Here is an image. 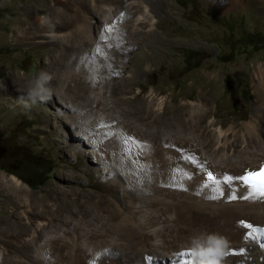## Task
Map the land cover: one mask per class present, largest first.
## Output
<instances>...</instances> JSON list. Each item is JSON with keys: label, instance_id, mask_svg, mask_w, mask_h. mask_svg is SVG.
<instances>
[{"label": "rangeland", "instance_id": "1", "mask_svg": "<svg viewBox=\"0 0 264 264\" xmlns=\"http://www.w3.org/2000/svg\"><path fill=\"white\" fill-rule=\"evenodd\" d=\"M116 1L0 0L2 264H68L70 248V253L73 250L79 252L82 249L80 242L87 240V234L102 233L107 228L106 222L100 225L94 219L108 214L103 207L112 203L109 208L124 210L126 206L122 200L111 197L110 189L103 186L104 180H116L108 171L113 164L106 165L102 158L95 157L98 152L104 156L102 150L106 144L96 142L95 148L82 145L77 137L80 127L65 123V117L69 115L71 119L72 114L88 120L86 113L63 108L55 87L50 84H47L49 93L43 101L33 104L25 96L29 81L40 72L51 70L49 64L57 57L56 50L64 47L62 45L70 34L73 35L77 25L88 24V19L84 22L83 16L95 24L97 15L107 12L102 9L103 4L112 5L116 11H131V19L147 16L146 21L138 25L139 20L131 21L123 31L125 33L116 31L112 41L100 37L97 32L94 37L89 24V28L83 27L85 34L93 33L92 40L84 47V56L92 53L91 44L94 42L93 45L107 43L111 47L114 43H121L122 37H131L129 45L133 50L123 56L122 72L118 74L125 79L127 89L132 90L130 94L138 93V99H147L153 108L165 111V151L172 150L174 154L165 158L163 166H157L156 170L162 173L149 171L146 178L139 181L142 186L154 187L158 175L163 176L165 191L144 190L131 194L144 210L148 213L152 210L149 216L157 222L153 225V232L165 231L160 237L165 236L166 231L181 236L177 227L189 228L190 215L184 220L181 214L195 206L187 200L186 193L191 194L192 184L212 185L207 179L208 172L218 178L214 190H219L226 185H240L236 179L224 183V176L233 177L244 170L256 172L264 165V0H234L232 7L223 12L216 7L221 0H138L140 4L136 0L117 1L119 4ZM127 2L132 3L128 5ZM145 2L147 10H143ZM75 15L79 19L73 21ZM63 19L70 20L65 23ZM134 25L138 28H132ZM132 29L133 35H130ZM142 38L146 39L148 47L141 43ZM253 78L257 86L252 85ZM154 117L155 112L150 125ZM244 122L250 123L254 134L246 133ZM140 124L144 128L148 125L142 121ZM150 125L147 132L153 130L154 125ZM87 130L88 138L97 137L95 132ZM220 130L224 133L220 134ZM225 138L227 142H224ZM151 141L155 142V139ZM151 159L148 162L155 165V160ZM149 163L142 164L145 171ZM13 184L22 188L18 200L13 197L16 193ZM121 192L120 188L119 193H124ZM242 194L248 196L249 190L245 189ZM155 200L157 202L153 203ZM255 202L259 204L256 198L244 203ZM72 209L77 212L72 214ZM172 209H176V213ZM116 217L111 222L121 221V216ZM159 225H163L164 230ZM133 231L135 235L139 232L138 229ZM68 237L75 240H68ZM117 238L122 242L121 237ZM133 239L135 248L140 247V238ZM263 245L264 242L255 245L251 255L239 264H264ZM36 247L40 248L38 253ZM62 250L66 252L62 253ZM101 251L95 258L90 254L86 259L88 262L84 260L81 264H97L101 260ZM245 253L242 248L238 250L239 255ZM123 257L116 260H121V264L140 260ZM180 261L201 264L192 257L182 259L178 254L176 259H167L164 263L177 264Z\"/></svg>", "mask_w": 264, "mask_h": 264}, {"label": "bare ground", "instance_id": "2", "mask_svg": "<svg viewBox=\"0 0 264 264\" xmlns=\"http://www.w3.org/2000/svg\"><path fill=\"white\" fill-rule=\"evenodd\" d=\"M117 1L120 3L124 2V0ZM136 1L139 4L141 3L138 0ZM131 3L132 2H127L128 5ZM233 3L234 0H221L217 3L216 7L218 11L223 12L232 7ZM111 6L112 5L108 4H103L101 6L102 9L107 12L104 13L103 11L101 15H97L98 18L96 19L98 20L95 21L96 25L93 24V22L91 23L90 20L92 19L87 16H83L84 22L86 21V19H88V24L90 25V27H92L94 37L97 32L99 33V35H101L100 37H104L106 40L112 41L114 40V33L116 31L123 32L125 30V27H127V25H129L131 21L139 20L137 22V25L139 24V22L141 23L146 21V15L137 17L136 19H131V16H133L131 11H122L121 9L116 11V9ZM142 6L144 8L143 10H147L148 6L146 2L142 4ZM92 13L95 14L96 12ZM76 19H79L77 15L73 17V21ZM67 20L70 19H63L65 23L67 22ZM88 24L77 25V27L74 29L73 35L70 34L67 37V42L65 44H63L62 42L60 43L63 44L62 46L64 47H61L60 50H56L55 53L57 57H54L49 64L51 70L47 73L50 77L48 84L55 87V93L58 95V99L60 100L59 103L63 108H66V110L68 111L77 110L86 113L85 116L88 120H86L85 118L84 120L81 114V116H76L73 114L70 115V118L72 120L68 118L69 115L68 117H65L66 125L71 127H80V133L77 135V137L82 141V145L86 144L93 148L96 147L97 143L106 144L107 147L111 145L108 150L107 147L102 150L104 152V156L100 155L98 152L96 153L95 157L98 159L102 158L103 161L107 162L106 165L113 164L110 168H108V171L110 176L113 179L116 178V180H113L112 182L104 180L105 183L103 184V186L106 187V189H110L109 195L111 197H114L120 201L122 200V202H124L126 206L123 205L124 210H120L119 207L109 208L112 203L109 204L107 202L109 205L107 206V208H105V206L103 208L105 211H108V214L100 215L99 219L94 218L95 220H98V224L100 225H103L106 222L105 228H107L104 230L101 229L103 231L102 233L101 231H99L101 234H87V240L85 242L81 240L83 242H80V246L82 249H79V252L74 253L73 250V252L70 253L72 249L70 248V251L67 253V257H69L67 260L68 264H81L84 260L88 259V256H90V254L92 258H95L97 256V253L98 255L100 254L99 251L101 249V260H99L97 264H121V260H116V258L123 257V255H126V258L129 257L130 259L139 258V261L133 260L134 262L132 263L134 264H146L149 261L153 264H163L167 259H176L177 254L182 259H184L185 257H192L195 262H200L201 264L241 263L244 258H247L251 255V251H254L255 245H262V243L264 242V198L255 197L256 199H258L259 204H257V202L253 204H245L244 202L246 200L253 198L249 197V195L244 197L242 193L245 189L249 190V188L239 179L236 180L239 181L240 185L236 187L226 185L223 189L219 190H214V186H216L217 184H192L191 194L186 193V197L187 200L196 208L194 206V208H191L189 206L190 208L186 209V207V214H181L184 220L190 215V222H188L190 225L189 228L184 229L178 226L177 229L181 230V236L172 234L170 232L167 233L166 231L165 236H163L162 234L163 237H160V233H162L163 231L160 233L156 232L157 230L155 231V233L153 232V227H155L153 225H155L157 222L149 216V213L152 210L150 209L151 211L149 213L147 210H144L141 205L137 204L139 200L136 202L135 200L137 199L134 198L131 194H133L134 192L143 193L145 192L144 190L155 193H161L165 191V179L160 175H158L157 179H155L156 186L154 187H145L139 184V181L142 178H146L149 171L155 170L157 174L162 173V171H158L159 169L156 170L157 166H163L165 163V158L169 159L172 157V154H174V151L172 150L165 151V111L164 109L158 110L156 108H153V105L147 99L145 101L142 99H138V93L130 94L132 90L127 89L125 79H123V77L119 76L118 74L121 71L120 67H122L120 66L121 60L127 53L133 50V46L129 45L131 39L129 35V37L126 36L127 38L122 37L121 43L117 45H114L116 44L114 43L111 45V47H108V45H106L107 43L101 45H93L95 43L94 42L91 44V49H93L92 53L88 52L89 55L86 54L87 56H84V53H86L84 47L90 39L92 40L91 35L93 34H85L84 27L89 28ZM132 28L137 29L138 26L134 25L132 26ZM132 31L133 29L130 30V35H133ZM119 32L117 33L119 34ZM145 41L146 39L142 38L141 43L146 44ZM146 45L148 47V44ZM121 77L123 80L121 79ZM255 77L258 78L257 74ZM251 80L253 86L258 85L255 82L254 78ZM106 97H108V99ZM92 104H95V107H93ZM153 112H155L154 121L152 122L154 127L151 132H147L146 129L149 127L148 125H150V118L152 117ZM141 121L144 124L148 125H146L145 128L141 127ZM99 125L101 126V128L97 129V126ZM244 125L246 126V133H249V135L254 134V129L250 128L251 126L249 122H244ZM87 129L95 132L97 134V137L88 138ZM158 132L161 133L157 136L156 134ZM219 133H224V131L220 130ZM129 139H131V141H129ZM151 139H155V142L151 141ZM137 140H140V142L144 141L145 143L143 142L142 144H140V142L138 143ZM134 141L138 145H135ZM224 142H227V138L224 139ZM149 158H152L151 160H155V165L148 162ZM145 162L149 163L147 165L146 171L142 167V164ZM246 172L248 171H239L238 173L233 175V177L244 175ZM250 173H255L254 176L250 177L253 183H258L261 179V176L264 175V172H261V169H258L256 172L250 171ZM13 185L16 192L13 197L14 199L18 200V194L22 188L19 184ZM120 188L122 192H124L123 194L119 193ZM230 197H235V199H231ZM146 200L145 202H147ZM106 201L107 200H105L104 202ZM156 202L157 200H155V202L153 201V203ZM75 210L76 209H72L70 212L73 214L77 212ZM59 216L60 215H58V217ZM116 216H121V221H117L116 223L111 222L112 219L117 218ZM178 216L180 217L179 214ZM177 219L180 220L179 218ZM89 221H91V218ZM240 221H245L253 225L254 229L244 228L239 223ZM165 222L168 224L167 221ZM177 222L179 223V221ZM113 224L115 225V227H112ZM172 228H170L171 232L173 230ZM98 229L99 228H97L96 230ZM133 229H138V234L136 233L135 235ZM123 230H128L127 232L132 234L127 235ZM246 233H250L252 238H248ZM117 236L122 238V242H118ZM135 237L140 238V247L138 248H135V242H132V239ZM68 240L74 241L75 239L68 237ZM155 241H158V243H156ZM125 242H128V244H126ZM217 242H220L219 248H217ZM241 248L246 250V253L243 255L238 254V250H240ZM262 248L264 250V245L262 246ZM35 251L36 253H38L40 251V248L36 247ZM64 252L66 251H63L62 253ZM0 260L2 264V258H0ZM146 260H148V262H146ZM132 263L131 261H129L128 264ZM177 264H189V262L182 263L180 261Z\"/></svg>", "mask_w": 264, "mask_h": 264}, {"label": "snow or ice", "instance_id": "3", "mask_svg": "<svg viewBox=\"0 0 264 264\" xmlns=\"http://www.w3.org/2000/svg\"><path fill=\"white\" fill-rule=\"evenodd\" d=\"M261 172H264V165H261ZM255 173L246 172L244 175H240L238 177H232V176H224L223 182L224 183H230L233 179H239L241 180L245 185L249 188V197L255 198L260 197L264 198V175L261 176V179L258 183H253L250 177L254 176ZM207 179L213 183L216 184L218 182V178L215 177L211 172L207 173ZM231 199H235V197H230ZM244 228L246 229H254V226L245 222L240 221L239 222ZM248 238H252L250 233H246ZM219 243L217 242V248H219Z\"/></svg>", "mask_w": 264, "mask_h": 264}, {"label": "clouds", "instance_id": "4", "mask_svg": "<svg viewBox=\"0 0 264 264\" xmlns=\"http://www.w3.org/2000/svg\"><path fill=\"white\" fill-rule=\"evenodd\" d=\"M50 77L46 72H40L32 81H29V87L25 96L34 104L47 98L49 89L47 84Z\"/></svg>", "mask_w": 264, "mask_h": 264}]
</instances>
